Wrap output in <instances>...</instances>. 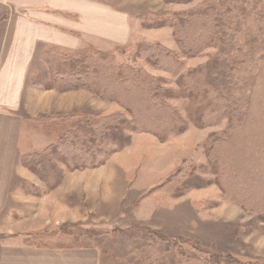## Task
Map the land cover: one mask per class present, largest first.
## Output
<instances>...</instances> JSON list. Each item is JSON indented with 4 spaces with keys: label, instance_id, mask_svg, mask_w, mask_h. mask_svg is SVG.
Returning a JSON list of instances; mask_svg holds the SVG:
<instances>
[{
    "label": "trees",
    "instance_id": "16d2710c",
    "mask_svg": "<svg viewBox=\"0 0 264 264\" xmlns=\"http://www.w3.org/2000/svg\"><path fill=\"white\" fill-rule=\"evenodd\" d=\"M163 1L194 5L147 23V28H172L176 53L143 41L118 50L120 54L95 47L68 52L49 47L41 52L48 78L33 72L32 85L60 93L85 90L119 110L101 116L46 117L42 121L54 123L57 136L42 151L25 155L22 165L52 191L68 172L106 165L132 145L134 134H150L165 143L191 125L207 129L224 124L222 131L211 132L205 140L206 168L214 176L208 183L219 187L224 199L264 220V0ZM208 49L215 51L207 54L205 64L186 69L183 60ZM151 70L175 79L174 88L168 86L170 78L153 75ZM175 100L187 102L185 115ZM234 142L240 143L239 150L223 148ZM243 152H249V158ZM186 162L138 204L159 193L185 194L195 168L187 169ZM194 185L204 187L201 179ZM46 233L33 234L28 242ZM63 233L83 248L96 249L99 264H228V259L197 243L179 242L157 230L68 229Z\"/></svg>",
    "mask_w": 264,
    "mask_h": 264
},
{
    "label": "crops",
    "instance_id": "0c3cea01",
    "mask_svg": "<svg viewBox=\"0 0 264 264\" xmlns=\"http://www.w3.org/2000/svg\"><path fill=\"white\" fill-rule=\"evenodd\" d=\"M106 13L116 18L109 42L127 43L128 22L103 0H0V264H99L96 249L57 246L58 237L37 246L27 238L90 217L112 225L136 216L140 195L130 193L124 172L108 167L111 160L101 168L66 173L52 191L22 165L25 155L54 141L51 123L42 121L46 117L97 116L88 91H45L32 85L30 75L42 69L40 54L49 47L81 50L88 38L103 41Z\"/></svg>",
    "mask_w": 264,
    "mask_h": 264
},
{
    "label": "rangeland",
    "instance_id": "374dc122",
    "mask_svg": "<svg viewBox=\"0 0 264 264\" xmlns=\"http://www.w3.org/2000/svg\"><path fill=\"white\" fill-rule=\"evenodd\" d=\"M103 3L107 10L115 12L116 16L120 15L122 21L128 22L131 35L127 43L114 46L109 42L110 29L114 23L116 25L114 22L116 18L106 13L103 41L91 40L92 38L85 41L84 39L85 46L88 47L81 50L64 51H85L90 47H95L104 52L116 53L120 49H126L129 44L143 41L159 43L176 53L178 52V45L173 37L172 28L153 29L147 28V26L152 18L169 16L194 6L168 5L163 0H103ZM214 51L208 49L203 55L183 60L186 69H195L205 64L208 61L207 54ZM41 64L42 69L35 72H40L45 78H48V69L43 63ZM150 72L166 80L170 78L157 70ZM169 80L171 82L168 83V86L174 88L175 79L170 78ZM95 99L89 105L93 106L92 111L97 116L119 110V106L116 104L107 103L98 98L96 101ZM173 103L185 115L187 102L175 100ZM50 127L51 137L56 138L57 126L51 123ZM223 129L224 124L207 129H199L191 125L184 134L165 143L159 142L156 137L150 134H134L132 145L117 153L108 164L110 169L124 172L127 177L125 180H130L129 190L132 195L136 193L138 196L140 195L141 199L143 195L161 185L173 172L183 166L181 164L183 160L187 161V169L196 168L189 175L190 189L184 192L185 194L182 196H173L171 191L169 194L152 195L141 203H137L134 212H132V215L136 213V216L123 218L116 224L97 223L94 218L90 217L85 222L65 223L45 230L43 232L47 233L44 238L31 241V243L33 242L37 246H45L48 244V238L58 237L57 246L64 244L63 246L66 247H82L73 236L63 233L68 229L77 231L93 229L108 233L119 229L157 230L177 239L176 241L179 242L197 243L202 249L228 259V264L264 263V220L247 213L229 200L224 199L219 187L208 183L214 176L206 168L208 163L205 140L211 132H220ZM38 131L39 134L44 132L43 129ZM239 144L234 142L223 148L231 147V150H239ZM243 156L249 158V152H243ZM182 178L181 181H183ZM199 179L202 180L204 187L194 185ZM128 219L133 220L130 222L136 225L130 226L126 221ZM50 233L54 235L50 236L52 235Z\"/></svg>",
    "mask_w": 264,
    "mask_h": 264
}]
</instances>
